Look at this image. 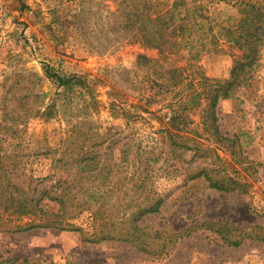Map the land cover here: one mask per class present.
Masks as SVG:
<instances>
[{"label":"rangeland","instance_id":"rangeland-1","mask_svg":"<svg viewBox=\"0 0 264 264\" xmlns=\"http://www.w3.org/2000/svg\"><path fill=\"white\" fill-rule=\"evenodd\" d=\"M153 1L158 11L173 2ZM200 1L216 26L237 24L239 8L233 1ZM119 2L0 0V120L6 114L50 108L48 114L32 115L18 124L19 131L8 133L5 146L27 154L20 157L25 172L45 177L53 173L57 150L76 127L83 132L110 131L121 150L129 145L128 158L124 151L116 152L112 174V182L123 186V202L129 201V190L139 180L134 167L149 163L154 167L149 187L163 197L161 211L144 215L136 228L115 219L128 213L129 207H119L117 214L109 206L115 223L105 227L93 223L90 213L83 211L72 220L79 230L19 229L32 217L0 212V264H264V241L241 233L258 226L264 235V46L253 85L218 106L222 132L238 142L236 167L249 188L218 191L203 178L190 179L214 158L194 157L193 151L173 147L162 130L170 117L164 99L171 94L162 99L150 82L155 73L138 63L139 55L159 59L158 50L103 25L110 21L107 11L116 10ZM232 53L226 45L218 53H204L195 62L197 70L210 79H226ZM169 59L167 65L185 67L184 77L194 69L187 50ZM46 65L60 75L79 77V82L64 89L45 75ZM149 95H157L160 101L150 104L151 112H146L140 97ZM18 116L12 117L20 123ZM188 118L193 129L201 132V110H188ZM218 154L222 161L217 160L216 168L230 171L232 154L224 148ZM146 195L141 194V202ZM212 221L228 226L218 233L203 225ZM98 231L115 238L89 241ZM226 237L239 244L227 243Z\"/></svg>","mask_w":264,"mask_h":264},{"label":"trees","instance_id":"trees-1","mask_svg":"<svg viewBox=\"0 0 264 264\" xmlns=\"http://www.w3.org/2000/svg\"><path fill=\"white\" fill-rule=\"evenodd\" d=\"M231 1L239 8V19L235 26H216L200 0H173L169 8L163 11L155 9L157 4L153 0H120L116 10L107 11L106 18L110 21H103V25L158 50L159 59L139 55L138 63L155 73L150 82L158 88L162 99L164 94H171V97L164 99L165 105L170 108V117L163 132L173 147L193 151L194 157L202 156L206 160L214 158L207 166L199 167L190 179L203 178L210 188L218 191L243 192L248 190L249 184L241 178L236 167L240 163L235 160L238 142L222 132L218 106L222 100L233 98L242 89L253 85L264 46V0ZM225 45L234 51L229 76L226 79L203 76L195 62L204 53L220 52ZM183 50H187L193 62L190 67L194 69L190 74L194 76L191 78L190 74L184 77L185 67L167 65L172 54ZM44 72L64 89H71L79 82V77L60 75L50 65L45 66ZM62 94L58 92L59 96ZM140 99L145 100L142 108L146 112H151L148 107L150 104L160 101L157 95H149L147 98L142 96ZM192 108L201 110V132L193 129V121L188 118V110ZM49 110V107L44 111L27 109L22 115L6 114L5 119L0 120V212L16 217H32L31 223L19 229L43 227L79 230L72 220L83 211L90 213L93 223L105 227L115 223L112 215L115 211L118 214L119 207H129L128 213L123 212L122 216L114 218L124 224L128 223L131 228H136L137 220L144 215L161 211L164 199L149 187V172L154 168L149 163H140L134 167L139 180H135L133 188L129 190V201L123 202V186L112 182L114 167L117 165L116 152L120 146L112 139L110 131L105 134L98 130L83 132L81 127H76L74 134L63 140L58 148L60 154L53 159L52 174L34 177L25 172L21 168L23 160L20 157L27 154H18L16 150H9L5 146L8 133H17L18 124H25L32 115L44 116ZM12 116L21 118L20 123ZM88 135L89 138H85ZM204 138H207L208 143L204 142ZM124 147L125 151L120 150L127 157L129 145ZM223 148L232 154V162H228L230 171L226 172L215 165L217 160L222 161L218 151ZM129 163H134V159ZM145 192V201L141 202L140 196ZM138 194L139 197H135ZM109 206H113L114 212L111 214L107 211ZM203 225L218 233L228 226L221 221ZM247 230L256 233L251 235ZM261 230L262 227L254 226L241 229V233L264 241ZM112 238L115 237L98 231L93 239L88 240L97 242ZM224 239L229 244H239L230 238Z\"/></svg>","mask_w":264,"mask_h":264}]
</instances>
